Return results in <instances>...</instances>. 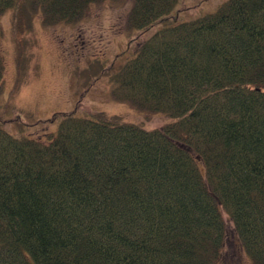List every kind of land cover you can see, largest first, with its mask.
I'll list each match as a JSON object with an SVG mask.
<instances>
[{
    "label": "trees",
    "instance_id": "16d2710c",
    "mask_svg": "<svg viewBox=\"0 0 264 264\" xmlns=\"http://www.w3.org/2000/svg\"><path fill=\"white\" fill-rule=\"evenodd\" d=\"M106 1L0 0V18L76 23ZM176 6L134 0L131 29L164 26L113 89L172 123L58 113L48 142L0 126V264H218L230 231L264 264V0L188 22Z\"/></svg>",
    "mask_w": 264,
    "mask_h": 264
},
{
    "label": "rangeland",
    "instance_id": "374dc122",
    "mask_svg": "<svg viewBox=\"0 0 264 264\" xmlns=\"http://www.w3.org/2000/svg\"><path fill=\"white\" fill-rule=\"evenodd\" d=\"M227 1L177 0L169 18L197 20L215 13ZM133 5L134 0L98 2L80 21L53 26H46L36 14L21 29L11 9L3 14L0 126L13 136L48 142L58 132L59 119L52 121L58 113L81 118L105 114L147 130L172 123L164 114L119 101L113 94L120 69L164 26L157 23L144 31L131 29L127 20ZM224 218L231 230L229 217L224 214ZM224 257L218 264H253L233 231Z\"/></svg>",
    "mask_w": 264,
    "mask_h": 264
}]
</instances>
